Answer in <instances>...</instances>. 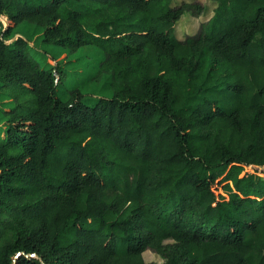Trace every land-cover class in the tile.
Returning a JSON list of instances; mask_svg holds the SVG:
<instances>
[{"label":"trees","instance_id":"obj_1","mask_svg":"<svg viewBox=\"0 0 264 264\" xmlns=\"http://www.w3.org/2000/svg\"><path fill=\"white\" fill-rule=\"evenodd\" d=\"M212 1L181 40L203 3L0 0V264H264V0ZM23 23L99 48L112 96L60 97Z\"/></svg>","mask_w":264,"mask_h":264},{"label":"rangeland","instance_id":"obj_2","mask_svg":"<svg viewBox=\"0 0 264 264\" xmlns=\"http://www.w3.org/2000/svg\"><path fill=\"white\" fill-rule=\"evenodd\" d=\"M182 2H201L205 5V11L199 18L186 14L176 24L175 34L177 38L184 40L189 35H195L203 22L208 21L214 13L216 4L212 0H172V5L176 6ZM1 21L7 24V18ZM43 30L33 24L23 23L13 33V39L24 38L29 42V57L38 62L43 68L60 65L67 74L65 85L60 89V97L64 100L69 98V89L77 86L87 94L85 103L93 105L100 97L112 96L111 80L103 77L100 80L95 78L98 67L103 59L102 51L96 46H85L79 51L72 53L68 49L56 45L44 44L42 39ZM0 82V128L4 125L6 116L3 109L11 108L14 105L15 91L8 89ZM147 262L161 263L163 260L156 254L146 253Z\"/></svg>","mask_w":264,"mask_h":264}]
</instances>
